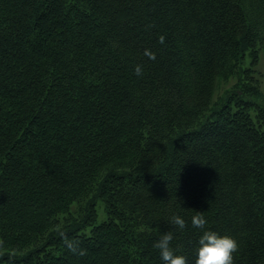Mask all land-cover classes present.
<instances>
[{
	"label": "trees",
	"instance_id": "16d2710c",
	"mask_svg": "<svg viewBox=\"0 0 264 264\" xmlns=\"http://www.w3.org/2000/svg\"><path fill=\"white\" fill-rule=\"evenodd\" d=\"M262 57L264 0H0V264H163L169 230L194 264L204 229L264 264Z\"/></svg>",
	"mask_w": 264,
	"mask_h": 264
},
{
	"label": "clouds",
	"instance_id": "9594fccd",
	"mask_svg": "<svg viewBox=\"0 0 264 264\" xmlns=\"http://www.w3.org/2000/svg\"><path fill=\"white\" fill-rule=\"evenodd\" d=\"M160 42H164V37L160 36ZM150 59H154L155 55L150 50L144 53ZM134 74L137 77L143 75V66L136 64L134 66ZM177 229H183L186 225L185 219L180 215H173L169 221ZM191 223L193 227L203 229L207 223L201 212H197L192 216ZM174 239L172 230L163 232L159 239L154 242V248L159 252L160 260L163 264H188L187 257L177 252L171 247ZM67 248L74 254L83 256L86 249L81 248L77 243L68 241ZM238 249L237 240L227 234H221L211 229H204L199 235L197 246L195 249L194 264H234V253Z\"/></svg>",
	"mask_w": 264,
	"mask_h": 264
},
{
	"label": "rangeland",
	"instance_id": "374dc122",
	"mask_svg": "<svg viewBox=\"0 0 264 264\" xmlns=\"http://www.w3.org/2000/svg\"><path fill=\"white\" fill-rule=\"evenodd\" d=\"M249 63H250V58H249V56H247L246 60H245V65H249ZM256 69H257V72H258V74L260 76V79H261V82H262V90L264 92V57L261 58L260 62L258 63V65L256 67ZM99 215H100V221L106 219V214L102 210L101 203L99 205Z\"/></svg>",
	"mask_w": 264,
	"mask_h": 264
}]
</instances>
